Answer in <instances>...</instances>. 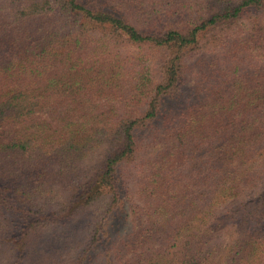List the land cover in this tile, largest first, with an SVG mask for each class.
<instances>
[{"label":"trees","instance_id":"trees-1","mask_svg":"<svg viewBox=\"0 0 264 264\" xmlns=\"http://www.w3.org/2000/svg\"><path fill=\"white\" fill-rule=\"evenodd\" d=\"M0 264H264V0H0Z\"/></svg>","mask_w":264,"mask_h":264}]
</instances>
